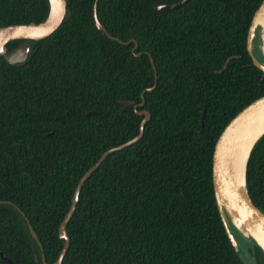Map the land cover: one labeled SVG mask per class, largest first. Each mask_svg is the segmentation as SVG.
<instances>
[{"label": "trees", "instance_id": "trees-1", "mask_svg": "<svg viewBox=\"0 0 264 264\" xmlns=\"http://www.w3.org/2000/svg\"><path fill=\"white\" fill-rule=\"evenodd\" d=\"M94 1L68 0L60 27L31 39L23 64L0 55V199L8 200L0 202V248L17 264H42L43 253L57 259L79 179L106 149L139 133L144 114L134 103L145 90L137 105L151 113L144 133L85 180L61 264H264L254 241L250 260L232 244L212 178L216 139L264 94V70L247 48L262 0H188L163 10L156 5L179 0H98L99 19L118 38L97 26ZM48 12L49 0H0L3 25ZM247 181L264 211V134ZM0 264H8L1 254Z\"/></svg>", "mask_w": 264, "mask_h": 264}, {"label": "water", "instance_id": "water-1", "mask_svg": "<svg viewBox=\"0 0 264 264\" xmlns=\"http://www.w3.org/2000/svg\"><path fill=\"white\" fill-rule=\"evenodd\" d=\"M97 1L98 0L94 1L93 8L94 18L97 26L103 31L107 32L112 38H118L117 36L111 35L107 31L106 26L99 19L97 12ZM186 1L188 0L159 3L156 5L155 9H173L184 4ZM67 13L68 0H49V12L46 18L39 22L30 21L6 25L0 24V55L4 56L8 62L14 65L23 64L28 60L34 51V43L31 41V39H40L53 33L60 27ZM255 37L258 38V45L254 42ZM18 38L23 40L18 45L9 50L7 48V43ZM120 41L126 43L129 42V40L121 39ZM136 46L137 41H135L133 50ZM247 48L252 56L254 64L264 70V0L261 1L260 5L257 7L252 16L247 35ZM259 50L263 58L258 57L257 52ZM137 54H139V52H137ZM232 57L233 56L227 58L221 70L226 68ZM151 61L154 65V60L152 57ZM155 77L157 79V72H155ZM155 85L156 81L152 86L148 87V89H153ZM144 92L145 90L142 92L143 100L140 103H134V101L130 99H120V102L126 105L134 103L136 111L139 114H144L140 123L139 133L119 145L106 149L97 159V161L92 164L81 176L76 185L70 208L60 223L59 234L64 238L63 247L57 259L53 262H48L43 253L42 264H61L70 245V235L67 231V224L75 211L81 187L87 177L102 163V161L110 152L123 148L142 137L145 123L151 116L149 110L137 109V105H142L145 101ZM204 116L205 111H203L201 117V133L204 132ZM263 117L264 94L249 102L231 118V120L225 125L222 132L216 139L213 150L212 178L215 196L226 232L237 251L241 249V244L236 232L234 231V228H236L238 232L247 237L250 241H254L264 250V245L260 243L258 238H256V236H254L251 232L254 231L262 239H264V211L253 201L248 189L247 181V167L251 152L256 142L264 134V131L253 142L243 166L239 157L240 143L243 142L245 136L251 132L255 121ZM5 201L8 200L0 199V202ZM28 222L33 236L38 239V233L34 229L30 220H28ZM38 241L43 249L41 241L39 239ZM0 254L8 264H17L1 248Z\"/></svg>", "mask_w": 264, "mask_h": 264}, {"label": "bare ground", "instance_id": "bare-ground-1", "mask_svg": "<svg viewBox=\"0 0 264 264\" xmlns=\"http://www.w3.org/2000/svg\"><path fill=\"white\" fill-rule=\"evenodd\" d=\"M264 131V117L260 118L255 121L251 132L247 134L243 140V142L240 143V152L239 157L242 166L244 165L245 159L247 157V154L255 141V139ZM256 238L264 245V239H262L257 233L254 231H251Z\"/></svg>", "mask_w": 264, "mask_h": 264}, {"label": "rangeland", "instance_id": "rangeland-1", "mask_svg": "<svg viewBox=\"0 0 264 264\" xmlns=\"http://www.w3.org/2000/svg\"><path fill=\"white\" fill-rule=\"evenodd\" d=\"M255 43L258 45L257 38H256ZM239 234H240L239 238H240V242H241V246H242L241 253L246 260H250V259H252V256L250 255L248 248L251 245V241L247 237L242 235L241 233H239Z\"/></svg>", "mask_w": 264, "mask_h": 264}, {"label": "flooded vegetation", "instance_id": "flooded-vegetation-1", "mask_svg": "<svg viewBox=\"0 0 264 264\" xmlns=\"http://www.w3.org/2000/svg\"><path fill=\"white\" fill-rule=\"evenodd\" d=\"M257 40H258V38H257ZM254 42H256V38L254 39Z\"/></svg>", "mask_w": 264, "mask_h": 264}]
</instances>
